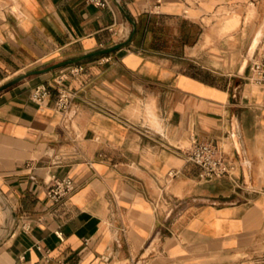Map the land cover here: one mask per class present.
<instances>
[{"label": "crops", "instance_id": "0c3cea01", "mask_svg": "<svg viewBox=\"0 0 264 264\" xmlns=\"http://www.w3.org/2000/svg\"><path fill=\"white\" fill-rule=\"evenodd\" d=\"M107 1L0 0V87L22 77L0 91V264L264 261V85L246 79L264 34L204 24L246 3L263 21L264 0ZM200 141L236 173L203 179L187 161ZM50 174L75 191L52 203Z\"/></svg>", "mask_w": 264, "mask_h": 264}, {"label": "built area", "instance_id": "2783aa9c", "mask_svg": "<svg viewBox=\"0 0 264 264\" xmlns=\"http://www.w3.org/2000/svg\"><path fill=\"white\" fill-rule=\"evenodd\" d=\"M94 5L99 7L107 6V0H90ZM249 72L246 77L248 82L255 85H264V56L254 60L249 65ZM82 72L80 66L70 70L71 74ZM49 94V89L43 85L37 86L30 95V98L36 102H42ZM75 94L69 91L64 85L57 89L56 108L67 114L71 109V104ZM187 161L194 165L203 179L211 181L223 176H233L236 173L237 166L233 157L222 149L221 146L210 142L200 141L193 142L187 152ZM75 191L73 180L68 177L59 178L55 174H50L47 180L46 196L52 203H57L63 198L69 196ZM59 234H61L59 232ZM256 264H264L260 261Z\"/></svg>", "mask_w": 264, "mask_h": 264}, {"label": "rangeland", "instance_id": "374dc122", "mask_svg": "<svg viewBox=\"0 0 264 264\" xmlns=\"http://www.w3.org/2000/svg\"><path fill=\"white\" fill-rule=\"evenodd\" d=\"M227 22L233 23L234 26H232V28L230 29L234 30L233 33L241 32L245 41L247 39H250V37L253 36L256 32V34L253 36L251 44L254 41H256L258 44L260 41L261 34H264V20L262 21V14L259 11L258 5L246 3L244 5L238 6H221L216 10V12L211 14L209 18L204 19V24L206 25V28L217 26L220 27L221 30L222 28H224V25ZM223 34L225 33L223 32L220 36L217 33H213V37L209 39L206 47L213 46L216 43L217 38L220 39L225 37V35ZM215 65L219 66V64ZM189 72L205 79L215 81L216 83L223 84L224 77L218 75L219 73H203L204 71L197 70L196 68H192L191 70H189ZM234 74H238V72ZM243 82L245 81L243 80ZM188 146L190 147V145ZM226 148L225 150H227Z\"/></svg>", "mask_w": 264, "mask_h": 264}, {"label": "water", "instance_id": "95a60500", "mask_svg": "<svg viewBox=\"0 0 264 264\" xmlns=\"http://www.w3.org/2000/svg\"><path fill=\"white\" fill-rule=\"evenodd\" d=\"M21 78H22V77H18V78H16V79L11 80L10 82L6 83L5 85L1 86V87H0V91H1L2 89H4V88H6V87H8V86H10V85H12V84H14V83H16V82L19 81Z\"/></svg>", "mask_w": 264, "mask_h": 264}, {"label": "bare ground", "instance_id": "6f19581e", "mask_svg": "<svg viewBox=\"0 0 264 264\" xmlns=\"http://www.w3.org/2000/svg\"><path fill=\"white\" fill-rule=\"evenodd\" d=\"M227 26H228V25H227ZM231 26H234L233 23H231ZM227 29H230V28H227ZM0 200H2V198H0ZM3 208H4V210L6 211L7 216H9V207L6 206V205H4Z\"/></svg>", "mask_w": 264, "mask_h": 264}]
</instances>
